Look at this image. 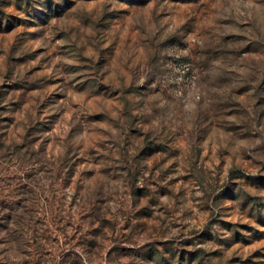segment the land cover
Wrapping results in <instances>:
<instances>
[{
    "label": "rangeland",
    "instance_id": "1",
    "mask_svg": "<svg viewBox=\"0 0 264 264\" xmlns=\"http://www.w3.org/2000/svg\"><path fill=\"white\" fill-rule=\"evenodd\" d=\"M0 264H264V0H0Z\"/></svg>",
    "mask_w": 264,
    "mask_h": 264
}]
</instances>
